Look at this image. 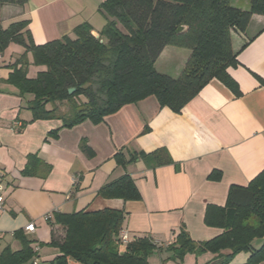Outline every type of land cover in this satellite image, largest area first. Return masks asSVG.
I'll use <instances>...</instances> for the list:
<instances>
[{"label":"crops","instance_id":"1","mask_svg":"<svg viewBox=\"0 0 264 264\" xmlns=\"http://www.w3.org/2000/svg\"><path fill=\"white\" fill-rule=\"evenodd\" d=\"M102 1L1 4V26L27 20L35 44L64 35L74 38V27L84 22L98 36L105 24L98 11ZM250 1L230 0L240 9H248ZM231 43L239 64L228 72L238 84L239 96L214 78L178 113L159 107L154 97H148L124 105L98 124L85 120L66 128L59 119L31 121L27 103L32 95L20 96L5 81L11 65L25 52L24 46L10 42L0 52V170L6 184L0 250L6 246L18 250L13 232L34 223V232L27 235L39 247L37 264H48L57 249L47 245L52 233L44 219L47 213L114 208L124 211L122 228L130 239L152 237L159 264H208L213 254L187 253L181 260L173 259L169 247L180 226L194 240L219 234L221 229L204 223L206 206L224 205L230 185H246L264 168V15L252 14L243 32H232ZM189 53L187 48L166 45L155 61L156 71L176 77ZM27 58L31 63L30 52ZM44 69V65L29 64L27 76L35 77ZM16 122L20 125L15 126ZM55 129L56 134H50ZM83 138L93 150L92 157L79 148ZM159 147L167 149L171 163L151 168L137 158L122 168L113 159L118 150L151 152ZM29 155L50 166L45 176L43 167L32 175L22 173ZM212 170L221 172L219 180L207 179ZM125 172L133 178L140 200L97 194ZM247 258V252H240L228 264H245Z\"/></svg>","mask_w":264,"mask_h":264},{"label":"trees","instance_id":"2","mask_svg":"<svg viewBox=\"0 0 264 264\" xmlns=\"http://www.w3.org/2000/svg\"><path fill=\"white\" fill-rule=\"evenodd\" d=\"M26 1L0 0V5L22 6ZM98 11L105 18L98 36L84 22L74 27V38L64 35L43 44L33 42L27 20L6 27L0 21V52L10 42L25 47L5 81L20 96L32 95L27 103L31 121L59 119L66 128L85 120L98 124L124 105L148 97H154L159 107L178 113L214 78L239 96L238 84L228 72L239 64L231 34L243 32L252 14L264 15V0H251L248 9L237 8L230 0H104ZM180 25L186 28L176 33ZM166 45L190 50L176 77L155 69ZM27 52L33 64L45 66L35 77L27 76ZM70 88L74 89L71 93ZM79 148L87 157L94 155L84 138ZM137 158L151 168L172 162L164 147L113 154L122 168ZM39 167L44 169L43 176L50 170L29 155L22 173L35 174ZM220 178L219 170L207 175L212 181ZM97 194L125 201L141 199L127 172L104 184ZM124 219V211L114 208L53 212L47 220L52 228L47 245L55 247L57 254L48 264H149L148 256L156 244L149 235L134 236L122 244L117 234ZM204 223L221 232L210 239L194 240L181 225L169 247L173 259L181 260L187 253H210L214 257L208 264H228L236 254L247 252L245 264L264 262V168L246 185H230L224 205L208 204ZM13 237L20 248L0 250V264H33L38 258L34 241L23 229L14 231Z\"/></svg>","mask_w":264,"mask_h":264},{"label":"built area","instance_id":"3","mask_svg":"<svg viewBox=\"0 0 264 264\" xmlns=\"http://www.w3.org/2000/svg\"><path fill=\"white\" fill-rule=\"evenodd\" d=\"M15 126L20 125L18 122L14 123ZM5 177H4V173L3 171L0 170V213H2L5 209ZM52 216V213H47L44 216V219L47 221L50 217ZM35 229V225L34 223H28L27 225H25L24 227V232L26 234H30L32 232H34ZM118 239L122 244H126L129 240H130V236L128 234V232L126 230H124L123 228H120L118 231ZM34 250L36 252L39 251V247L36 245L34 246ZM33 264H37V259L34 258L33 260Z\"/></svg>","mask_w":264,"mask_h":264},{"label":"rangeland","instance_id":"4","mask_svg":"<svg viewBox=\"0 0 264 264\" xmlns=\"http://www.w3.org/2000/svg\"><path fill=\"white\" fill-rule=\"evenodd\" d=\"M30 64H33L32 62L30 63ZM33 65H35V64H33ZM59 232V234L61 233V230H58ZM162 260H164V258H162ZM148 262L150 263V264H159L160 263V258H159V256H158V254H157V252H156V250H154L149 256H148ZM41 264H47V263H41Z\"/></svg>","mask_w":264,"mask_h":264},{"label":"water","instance_id":"5","mask_svg":"<svg viewBox=\"0 0 264 264\" xmlns=\"http://www.w3.org/2000/svg\"><path fill=\"white\" fill-rule=\"evenodd\" d=\"M185 28H186V26H184V25L178 26L176 29V33L183 31ZM73 90H74L73 88H70L68 91L71 93Z\"/></svg>","mask_w":264,"mask_h":264}]
</instances>
